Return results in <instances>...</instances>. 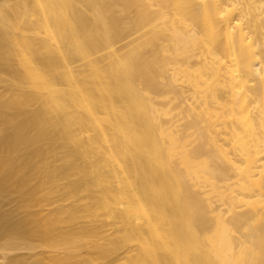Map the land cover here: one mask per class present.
Wrapping results in <instances>:
<instances>
[{"label":"bare ground","instance_id":"obj_1","mask_svg":"<svg viewBox=\"0 0 264 264\" xmlns=\"http://www.w3.org/2000/svg\"><path fill=\"white\" fill-rule=\"evenodd\" d=\"M0 264H264V0H0Z\"/></svg>","mask_w":264,"mask_h":264},{"label":"rangeland","instance_id":"obj_2","mask_svg":"<svg viewBox=\"0 0 264 264\" xmlns=\"http://www.w3.org/2000/svg\"><path fill=\"white\" fill-rule=\"evenodd\" d=\"M227 99H229V100H231V101H234V99H232V97H229V98H227ZM237 99H240V96H238ZM224 100L226 101V99H224ZM227 102H229V101H227ZM229 105H231V104H229ZM234 106H235V105H234ZM234 106H233V107H234ZM221 113H222V112H221ZM221 113H220V114H221ZM225 114H226V113H225ZM228 115H229V114H228ZM228 115H227V116H228ZM223 116H224V114H223ZM224 117H225V116H224ZM231 117H232V116H231ZM220 120H221V119H220ZM220 120H219V121H220ZM223 120H225V119H223ZM226 120H227V119H226ZM228 120H229L230 122L232 121V119H229V116H228ZM229 121H227V122H229ZM224 122H225V121H224ZM227 122H225V123H223V124H226V125H227V124H228V125L231 124V125H232L233 122L235 123L234 119H233V122H232V123H227ZM236 122H237V120H236ZM238 122H239V121H238ZM218 123H219V122H218ZM234 123H233V124H234ZM226 125H225V126H226ZM228 125H227V127H228ZM238 125H243V124L239 122ZM219 126H222V125H220V123H219ZM229 126H230V125H229ZM234 126H235V125H234ZM217 127H218V126H217ZM227 127H224V126H223L222 128H223V129H224V128L227 129ZM235 127H236V126H235ZM244 127H245V126H242V128H240V127H238V128L242 130V133L246 132V133H248V134L250 135V133H249L248 131H244V130H243V129H245ZM220 128H221V127H219V129H220ZM214 129L217 130V132L214 131V133H211V134H213V136L217 137V139H219V137L221 136V137L223 138V139H222V142L225 141L226 143H229V142H227V141H229V140H228V139H225V140H224V137H225V136L223 137L222 135H223V134L226 135L227 133H228V135H229L230 130L227 131V130H228V129H227L225 132L222 130V132H224V133H222V132H220L219 129H216V128H214ZM219 132L222 133V135H221ZM216 133H217V134H216ZM218 133L220 134V136L218 135ZM225 133H226V134H225ZM246 133H244L243 135H245ZM214 134H215V135H214ZM248 134H247V135H248ZM217 135H218V136H217ZM247 135H245V136H247ZM249 135H248L247 139H249ZM250 136H251V135H250ZM215 137H214V138H215ZM221 137H220V138H221ZM226 138H230V137H229V136H228V137L226 136ZM245 138H246V137H245ZM219 140L221 141V139H219ZM226 140H227V141H226ZM248 141H249V140H248ZM249 142H250V141H249ZM229 144H230V143H229ZM248 146L250 147V143L248 144ZM223 147H224V146H223ZM225 147H227V146H225ZM229 147H230V145H229ZM250 148H251V147H250ZM228 149H229V148H228ZM224 150H226V148H225ZM250 150H251V149H250ZM226 151H227V150H226ZM229 151H232V149H231V150L229 149ZM229 151H228V152H229ZM248 151H249V150H248ZM248 151H247V153H248ZM252 151L254 152L253 148H252ZM252 151H250L249 154H250ZM249 154H248L247 156H248V157H251L252 159H253V157H254V158L256 157V156H254V155H253V156H249ZM251 154H253V153H251ZM251 154H250V155H251ZM259 155H260V154H259ZM259 155H258V156H259ZM251 158H250V160H252ZM238 160L240 161L239 163L241 164V162H243V160H245V159H244V158H243V159H240V158H239ZM246 161L248 162L247 159H246ZM244 162H245V161H244ZM244 162L242 163V165H241L240 167L243 166L244 168L242 167V169L245 170V167L247 168L248 165L245 164L246 162H245V163H244ZM244 164L247 165V166H245ZM248 164H249V162H248ZM250 164H251V163H250ZM238 171H239V170H238ZM238 171H237V172H238ZM243 172H244V171H243ZM240 173H241V171H240ZM237 174H238V173H237ZM242 174H243V173H242ZM243 175H244V174H243ZM238 176L240 177V174H239ZM238 176H236V177H238ZM255 177L258 178V175L255 176ZM252 178H253V177H252ZM252 178H251V179H252ZM259 178H261V177H259ZM255 179H256V178H255ZM253 180H254V178H253ZM256 180H257V179H256ZM259 180H260V179H259ZM259 180H257L256 182H258ZM254 184H255V181H254ZM252 185H253V184H252ZM254 187H255V186H254ZM256 187H257V186H256ZM232 188H233V187H232ZM255 189H256V188H255ZM224 191H226V190H222L223 193H224ZM229 191H230V190H229ZM251 192H252V190H251ZM256 193H257V191H255V193H254V191H253L252 193H248V194H251V195H254L255 197H258V196H256ZM227 194H228V191H226V193H225L224 195L227 197ZM229 194H230V192H229ZM258 198H259V197H258ZM258 198H257V199L254 198V199H255L254 201L256 202L257 200H259V201H257V203H258V202H259V203H262V202H260L261 199H260V198L258 199ZM252 199H253V197H252ZM252 199L250 198L249 200H252ZM249 200H247V201H249ZM247 201H246V202H247ZM252 202H253V200H252ZM252 202H250L251 205H252ZM235 203H236V202H235ZM239 203H240V202H238V204H239ZM241 203H242L243 205L245 204V203H243V202H241ZM241 203H240V204H241ZM250 203H247V204H246V205H247V208H249ZM238 204H237V205H238ZM240 204H239V205H240ZM242 204H241V206H242ZM248 204H249V205H248ZM262 204H263V203H262ZM233 205H235V204H233ZM237 205H235V206H237ZM253 206L255 207L254 202H253ZM256 206H257L258 209H260V207H259L260 205H256ZM250 207H251V206H250ZM254 207H253V209H252V207H251V209H252L253 211H257L258 209L255 207V208H256V210H255ZM242 208H246V206L244 205V207H242ZM254 222H255V221H254ZM254 225H255V224H254ZM235 236H238V235L235 234ZM15 253H18V254H27V253H29V252L26 251V250H19V251H16Z\"/></svg>","mask_w":264,"mask_h":264}]
</instances>
